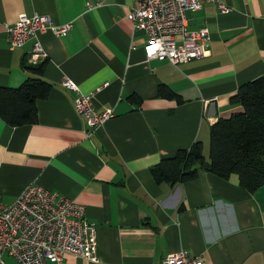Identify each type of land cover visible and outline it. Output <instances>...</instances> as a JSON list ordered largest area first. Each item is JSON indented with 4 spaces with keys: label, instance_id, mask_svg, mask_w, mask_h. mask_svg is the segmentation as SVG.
<instances>
[{
    "label": "crops",
    "instance_id": "obj_1",
    "mask_svg": "<svg viewBox=\"0 0 264 264\" xmlns=\"http://www.w3.org/2000/svg\"><path fill=\"white\" fill-rule=\"evenodd\" d=\"M226 2V13L211 2L189 11L190 28L208 29V51L173 66L145 58L147 36L128 17L134 0H0V86L29 76L51 84L36 101L35 123L13 127L0 118V200L10 203L36 183L84 205L98 261L66 254L68 264H161L181 249L203 264H264V185L249 191L236 174L203 169L171 185L150 171L196 141L207 157L211 125L239 111L230 98L264 73V0ZM21 13L72 29L39 33L45 58L30 63L32 40L11 47L5 28ZM41 61V75L24 68ZM65 78L93 93L96 111L114 116L90 129ZM159 85L177 97L159 95ZM4 264L18 262L5 256Z\"/></svg>",
    "mask_w": 264,
    "mask_h": 264
},
{
    "label": "built area",
    "instance_id": "obj_2",
    "mask_svg": "<svg viewBox=\"0 0 264 264\" xmlns=\"http://www.w3.org/2000/svg\"><path fill=\"white\" fill-rule=\"evenodd\" d=\"M128 13L134 30L143 31L147 38L142 50L147 60L168 61L173 66L200 59L209 47L207 27L190 28L188 11L200 9L211 2L222 12H229L226 0H134ZM99 3H89L92 8ZM11 47H21L32 40L29 62L44 59L37 35L51 31L56 37L66 36L72 23L56 24L48 15L21 13L12 25H6ZM62 86L74 92V107L90 129L114 116L111 108L96 111L93 93H82L70 79ZM100 89L97 88L98 91ZM84 205L39 184H30L10 203L0 200V264L4 257L18 264H68L66 254L97 262L95 225L84 217ZM161 264H203L199 257L181 249L164 257Z\"/></svg>",
    "mask_w": 264,
    "mask_h": 264
},
{
    "label": "trees",
    "instance_id": "obj_3",
    "mask_svg": "<svg viewBox=\"0 0 264 264\" xmlns=\"http://www.w3.org/2000/svg\"><path fill=\"white\" fill-rule=\"evenodd\" d=\"M45 62L24 68L41 75ZM50 89L45 79L30 76L17 87L0 86V118L13 127L35 123L36 101L46 98ZM158 94L177 97L165 85H159ZM230 102L241 109L211 125L207 157L200 141L188 149H178L150 168L157 183L174 185L195 179L203 169L223 178L236 174L239 184L249 191L264 185V73L241 84Z\"/></svg>",
    "mask_w": 264,
    "mask_h": 264
},
{
    "label": "rangeland",
    "instance_id": "obj_4",
    "mask_svg": "<svg viewBox=\"0 0 264 264\" xmlns=\"http://www.w3.org/2000/svg\"><path fill=\"white\" fill-rule=\"evenodd\" d=\"M187 14H191V12L188 11ZM205 150H206V149H205Z\"/></svg>",
    "mask_w": 264,
    "mask_h": 264
},
{
    "label": "water",
    "instance_id": "obj_5",
    "mask_svg": "<svg viewBox=\"0 0 264 264\" xmlns=\"http://www.w3.org/2000/svg\"><path fill=\"white\" fill-rule=\"evenodd\" d=\"M198 167V165H196L194 168H197Z\"/></svg>",
    "mask_w": 264,
    "mask_h": 264
}]
</instances>
